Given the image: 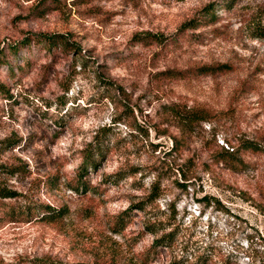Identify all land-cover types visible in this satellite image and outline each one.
Instances as JSON below:
<instances>
[{"label": "rangeland", "instance_id": "rangeland-1", "mask_svg": "<svg viewBox=\"0 0 264 264\" xmlns=\"http://www.w3.org/2000/svg\"><path fill=\"white\" fill-rule=\"evenodd\" d=\"M262 27L264 0H0V264H264Z\"/></svg>", "mask_w": 264, "mask_h": 264}, {"label": "trees", "instance_id": "trees-1", "mask_svg": "<svg viewBox=\"0 0 264 264\" xmlns=\"http://www.w3.org/2000/svg\"><path fill=\"white\" fill-rule=\"evenodd\" d=\"M43 10L46 11L47 9H43ZM262 28H264V27H262ZM262 34H263L262 36H264V32ZM149 37H156V35L153 34ZM44 40H45L46 44L48 45V47L51 48L52 50H54L58 46L62 47L64 50H70L73 47V43H71L69 41L67 35H65L63 33H57V34H54L52 36L46 35ZM158 40L159 41H156V42H160L162 44L168 43L167 38L161 37L160 35L158 37ZM6 56H7V53L0 50V62H4L5 60H7ZM227 68H229V66L226 64L219 65L217 67H215V66H204V67H202V69L204 70L203 72H208V73L221 71V70L227 69ZM190 114L191 115L186 118V120L188 119L190 122L195 121V120H206V115L202 114L201 111H194L193 113H190ZM105 139H106V137L96 141L95 146H93L90 149V152L87 153V155H86V159L81 164V167L79 168L78 184L74 185V188L77 191L87 193V190L93 189V187L90 185V183L84 179V176L88 175V169H90V168L96 169V167L99 163L98 158L99 157L102 158L105 155V153H107V143H106ZM241 147L244 150H250L252 152H259L261 150L259 145H257L254 142H251V141L242 142ZM217 157L219 158L218 160L230 161L234 167H236L237 165L241 166V167L248 165L240 157V155H238V151L233 152V151L226 150L225 152H221ZM2 167H4V166H2ZM6 193H7L6 196H12V195H10L11 194L10 191H7ZM62 210L63 209H56V208L48 206L46 208H43L41 212L38 210V212H34V213L28 212L27 214L33 216V215L38 213L40 220H45L48 222H55V221H59V219H61L64 216V213ZM125 213H126V215L121 217V218H123L122 221H124V224H122V226H125L127 220L130 219V217L128 216V213H130V210L126 211ZM31 218H33V217H31ZM150 226H148V229L151 230L152 232H156L155 229H152V226H154V224H152ZM167 236L168 235H165L162 239L157 240V243L162 241V244H166V245L171 244V242H170L171 238H168ZM153 247H155V246H153ZM4 264H6V263H4ZM16 264H31V263L21 261V262L16 263ZM64 264H87V263H64Z\"/></svg>", "mask_w": 264, "mask_h": 264}]
</instances>
